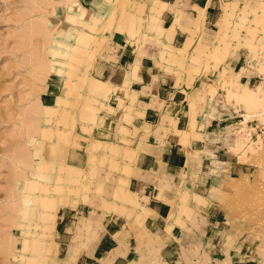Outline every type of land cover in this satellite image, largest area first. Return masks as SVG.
<instances>
[{
  "label": "rangeland",
  "instance_id": "rangeland-1",
  "mask_svg": "<svg viewBox=\"0 0 264 264\" xmlns=\"http://www.w3.org/2000/svg\"><path fill=\"white\" fill-rule=\"evenodd\" d=\"M190 1L0 0V264H264V113L246 120L259 107L242 93L261 86L264 101V0H221L212 18L208 4L187 13ZM89 11L101 17L90 18V40L70 49ZM117 42L157 51L155 74L186 96L180 143L200 141L170 194L157 187L158 211L123 182L150 126L129 97L135 71L122 91L102 79ZM83 73L110 89L88 92ZM25 161L38 166L30 186ZM69 164L67 202L52 185L60 172L66 187Z\"/></svg>",
  "mask_w": 264,
  "mask_h": 264
},
{
  "label": "crops",
  "instance_id": "crops-1",
  "mask_svg": "<svg viewBox=\"0 0 264 264\" xmlns=\"http://www.w3.org/2000/svg\"><path fill=\"white\" fill-rule=\"evenodd\" d=\"M220 2L221 0L190 1V7L186 12L193 10L196 5L206 7L208 4V17L212 18ZM165 13L168 16L172 14L169 10ZM156 52L150 44H144L140 49L138 47L132 49L117 42L106 55L102 70L104 81L111 86L122 89L126 85L130 73H133L135 65H137L136 77L131 83L129 97L132 94L136 95L134 102L142 115L137 119V122L141 120L143 125L150 126V134L148 139L141 144L137 168L130 177L129 185L131 190L140 193L142 196L151 197L148 207L153 211H158L162 207V199L159 198L160 194L157 192V189L160 188L157 187H162V197L169 195V186H174L182 174L186 172L187 164L196 161L191 159L192 154L189 150L194 151L195 147H200L199 140L190 139L188 149L180 143V137L176 131L182 130L187 123V119L183 118L184 115H182L186 96L182 90L167 86L160 74L157 72L155 74L152 56ZM171 117L174 118L173 121H177L176 128L171 123ZM170 128L172 130L165 134L164 129L169 131ZM154 194L156 196L152 197ZM106 242L104 239L102 245Z\"/></svg>",
  "mask_w": 264,
  "mask_h": 264
},
{
  "label": "bare ground",
  "instance_id": "bare-ground-1",
  "mask_svg": "<svg viewBox=\"0 0 264 264\" xmlns=\"http://www.w3.org/2000/svg\"><path fill=\"white\" fill-rule=\"evenodd\" d=\"M71 1H76V0H71ZM229 2L230 1H225V7L227 8V6H229ZM77 3V2H76ZM75 5V4H74ZM80 5V4H79ZM46 7V5H40L39 6V11H40V13H44V8ZM50 7V6H49ZM49 9V8H48ZM72 9V8H71ZM89 16H87V17H83L82 19H77L76 20V24H75V26L73 27L74 29H75V31H76V36H74L75 37V43H73L74 45H72V44H66V46H68V45H71L70 46V49H76V48H79V45L80 44H86L89 40H90V38H91V34H90V28L92 27V25H91V22H90V18L92 19H94L95 18V20L96 19H99V18H101L100 16H98V15H94L93 13H91L90 11H89ZM73 24V23H72ZM61 37V36H60ZM65 39V38H64ZM70 40V39H69ZM64 41V40H63ZM62 42V41H61ZM78 45V46H77ZM58 46H60V44L58 45ZM61 46H63L62 44H61ZM86 46V45H85ZM63 48H66V49H68L69 47H63ZM58 49V48H57ZM72 51V50H71ZM62 54L65 56V57H67V56H70V52H67V51H63L62 52ZM53 61H55V62H58V60L55 58V59H53ZM55 65V64H54ZM136 68H137V66H135V69H134V71L136 72ZM60 69V68H59ZM61 70V69H60ZM52 71V70H51ZM86 75V73H83V75H81V77L83 78V83H84V85L86 86V88H87V90H88V92L90 91V90H92V89H95L96 90V92L98 91H104V90H109L110 88L109 87H107L106 85H104L103 83H100V82H96V81H93V82H88V80L84 77ZM94 82H95V84H94ZM93 83V84H92ZM96 84H97V86H96ZM261 88V86H258L256 89H251V88H249L247 85H245L244 87H243V94H244V97H245V99H246V102L248 103V105H254L255 107H259V109L258 110H254V111H252V112H248V113H246V115H245V119L247 120V119H249V118H251V117H254V116H261L263 113H264V101H261V99L259 98V92H260V89ZM118 89V88H117ZM119 90H121L122 91V89H119ZM56 96V95H55ZM86 96H88V95H86ZM59 98V97H58ZM58 101H60V98L57 100V102ZM85 109H83V112H84V114H88V110H90V108H89V102H88V100H87V98H86V100H85ZM40 110H41V108H39ZM46 110H48V111H45V115L47 116V118H46V120H49L50 119V115H51V113H52V111L50 110V109H46ZM38 112V111H37ZM242 112V111H241ZM40 115H42V110L41 111H39L38 112ZM69 117L72 119V117H73V119L69 122V124H70V126L73 128V126H74V124H75V120H74V114H73V112L72 111H69ZM244 117V116H243ZM131 118V116L130 115H126L125 116V123L126 124H128V123H132V119H130ZM84 123L86 124L87 123V120H85L84 121ZM56 124V123H55ZM85 124H83V126L85 125ZM38 129H40V127L38 128ZM38 129H36V128H34V129H32V130H30V131H25V136H31L32 137V134L33 133H36V132H38ZM41 133V132H40ZM41 137V136H40ZM31 156V155H30ZM28 160V159H27ZM21 164H24L23 165V167H22V169H21V171H20V176H21V178H24L25 179V182L30 186V185H32L36 180L35 179H32L30 176H31V173H33V174H35L36 173V171H37V169H38V166H36L35 164H33L32 162L30 163V162H28V161H25L24 163H21ZM64 165V164H63ZM40 167V166H39ZM67 167V166H66ZM68 171H67V173H66V176H65V178H66V180H67V184H66V187L65 186H61L60 185V183H59V181H60V179H63L64 178V176L63 175H61L60 174V172L57 174V177L54 179V183L55 184H53L52 186H53V190H54V192H55V190L57 191V192H59L61 189L60 188H63V189H65L66 190V193H67V197H66V201L68 202V201H70L71 200V198L73 197V193H74V191H75V189H74V187H73V185H74V172H73V168H72V165L71 164H69L68 165ZM60 170V169H59ZM245 174V173H244ZM189 178H191V176L189 177ZM123 182H125V184H129V182H130V179H129V177L128 178H126L125 180H123ZM60 186V187H59ZM48 189H50V188H45V192H48ZM128 192H130L131 193V190L130 189H126ZM115 191H116V189H115ZM119 191H122V192H124V189H123V187L121 186V188L119 189ZM64 192V191H63ZM126 193V192H125ZM86 195H84V197H85ZM83 197V198H84ZM125 197V196H124ZM125 199V198H124ZM131 200V199H130ZM134 199H132V201H133ZM135 201H137V200H134L133 202H134V204L135 205H137V203L138 202H135ZM49 211V210H48ZM57 211H58V209H55L54 210V212L52 211V213H50L51 211H49L48 213L47 212H43L42 213V215L43 216H46V214H51V217L52 218H55L56 220H57V217H58V214H57ZM146 212V211H145ZM144 215H146L144 212L143 213H140L139 214V219L140 220H142V221H144L145 220V217H144ZM46 218V217H45ZM57 222V221H56ZM56 222H55V224H56ZM209 223H210V221H209ZM29 226H31L30 224H29ZM28 226V227H29ZM29 229V228H28ZM56 229V227L54 228V230ZM54 230H52L51 232H47L46 233V235H49L50 233L52 234L53 232H54ZM26 231V230H25ZM231 232V231H230ZM51 236V235H50ZM71 247H72V245H70ZM29 248V247H28ZM136 250V249H135ZM32 252V251H31ZM36 253V252H35ZM34 253V254H35ZM38 253V252H37ZM26 255V254H25ZM111 255H113V257L115 256L114 254H113V252L111 253ZM28 256V255H27ZM68 257H69V261L70 260H73L74 259V257H72V255L71 254H69L68 255ZM110 257H112V256H110ZM192 259V258H191ZM105 260V259H104ZM195 260H197V259H195ZM112 261V260H111ZM50 263V262H49ZM56 263V262H55ZM106 263L108 264V263H110V259H107L106 260ZM105 263V264H106Z\"/></svg>",
  "mask_w": 264,
  "mask_h": 264
}]
</instances>
